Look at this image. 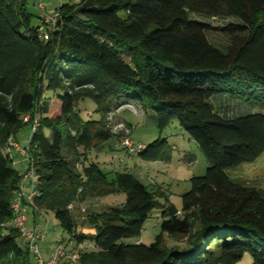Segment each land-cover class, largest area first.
Returning a JSON list of instances; mask_svg holds the SVG:
<instances>
[{"label":"trees","instance_id":"obj_1","mask_svg":"<svg viewBox=\"0 0 264 264\" xmlns=\"http://www.w3.org/2000/svg\"><path fill=\"white\" fill-rule=\"evenodd\" d=\"M27 2L0 0V264H34L12 226L21 175L7 145L34 120L33 204L53 213L77 244L92 245L76 264H237L245 252L251 264H264V190L227 174L264 154V0H79L46 7L59 14L48 40ZM191 14L239 23L216 28ZM211 31L229 36L227 53L209 43ZM217 95L251 111L213 107ZM85 99L97 119L80 116ZM136 101L153 110L160 129L177 121L210 163L190 179L179 210L160 204L131 173L109 179L97 162L85 165L89 152L114 137L108 110ZM165 142L144 145L138 157L159 160ZM117 193L125 195L122 204L88 216L94 234L76 231L74 209ZM155 209L161 224L154 241L126 244Z\"/></svg>","mask_w":264,"mask_h":264},{"label":"rangeland","instance_id":"obj_2","mask_svg":"<svg viewBox=\"0 0 264 264\" xmlns=\"http://www.w3.org/2000/svg\"><path fill=\"white\" fill-rule=\"evenodd\" d=\"M33 0H28L27 9L33 15L37 11L33 5ZM65 3L77 4L79 0H44L46 7L54 9ZM190 18L200 21L213 27L225 26L228 23L238 24L239 21L235 18H210L203 15L191 14ZM33 24L39 23L37 17L32 20ZM209 43L227 53L230 38L222 32L211 31L206 34ZM228 95H217L209 100L213 107L234 108L238 113H247L251 109L242 101L231 100L229 97H221ZM80 116L82 119H97L99 114L95 112V104L85 99L79 103ZM254 111H260L255 109ZM106 122L108 123L114 137L107 142L101 149L92 150L88 153L87 165L90 161L97 162L100 168L108 174L111 179L115 173L128 172L134 175L141 181L148 190L156 194V200L164 205L165 202L175 206L178 209L182 207L181 196L190 189V179L205 174V170L210 164L199 151L196 143L190 139L187 133L180 127L177 121H172L164 128L160 129L156 125L154 112L151 108L143 107L139 102H130L128 105L120 109H110L106 113ZM126 129L130 132V138L135 143L148 145L156 139H165L164 146L166 149L159 160L146 161L140 157H131L127 155L121 145L123 137L126 136ZM31 134L30 126H24L16 135L18 144L21 147L28 146V138ZM112 148L111 150L108 149ZM14 152L13 150L11 151ZM80 153L82 150L79 151ZM11 155V154H10ZM14 155V154H13ZM83 157L81 156V159ZM80 159V161H81ZM11 166L17 170L22 176V170H26V165L17 162H11ZM24 173V172H23ZM228 177L235 183L249 188L264 190V154H262L253 163H244L236 168L227 171ZM29 188V186H28ZM125 200L124 193L112 194L86 202L84 212L75 210L73 212L76 218L78 233L90 234L87 228V218L91 214H101L106 212L110 207H117ZM53 213L41 212V218L44 217L42 223L45 227L46 243L52 245L54 242H68L71 239L70 235L60 226V224L52 219ZM181 216V215H180ZM29 219V216H28ZM46 220H53L46 224ZM41 223V224H42ZM161 216L160 209L152 211L148 219L143 225V230L140 235L131 239L125 240L128 245H143L148 246L154 238L160 233ZM82 227H87L81 229ZM86 229V230H85ZM94 230V229H93ZM56 231V232H55ZM54 233L56 235H54ZM93 233V232H92ZM21 241L22 238L20 239ZM24 242V241H23ZM166 245H171L172 242L165 239ZM44 244V241L40 244ZM250 253L245 252L243 258L237 264H251Z\"/></svg>","mask_w":264,"mask_h":264},{"label":"built area","instance_id":"obj_3","mask_svg":"<svg viewBox=\"0 0 264 264\" xmlns=\"http://www.w3.org/2000/svg\"><path fill=\"white\" fill-rule=\"evenodd\" d=\"M34 6L37 11V15L40 21L39 32L41 37L44 40H48V27L51 28L54 26L55 22L59 18V14L48 10L44 4V0H34ZM29 116L25 115L23 122H28ZM37 122L34 120L30 126L31 132L36 129ZM126 131V136L123 137L121 145L125 153L131 157L138 155L140 150L144 148V145L141 143H135L130 138V132L128 129ZM29 141V138H28ZM10 152L13 150L17 153L20 159L25 163L26 170L21 176L20 188L16 192L15 198L12 201L11 209L13 212L12 226L19 230L21 237L23 238L29 255L33 260L34 264H61L63 261L76 264L80 258V252L83 251L84 246L82 244L72 245L65 244L64 242L58 243L44 258L41 254L40 244L45 239V233L42 230L40 221L35 223L31 230L26 228L27 216L26 211L24 210L23 203H25L37 216V208L33 204V197L35 195V175L33 169V158L30 155L29 147H21L14 138H10L7 142ZM28 184L29 193L25 196L23 193L24 184ZM70 210H73V206L68 207ZM82 212L85 211L84 208L81 209Z\"/></svg>","mask_w":264,"mask_h":264},{"label":"crops","instance_id":"obj_4","mask_svg":"<svg viewBox=\"0 0 264 264\" xmlns=\"http://www.w3.org/2000/svg\"><path fill=\"white\" fill-rule=\"evenodd\" d=\"M30 137V136H29ZM16 141H17V138L15 137L14 138ZM18 142V141H17ZM108 149L109 150H111L112 148H109L108 147ZM11 155V159H12V162L14 163V162H16V160H17V162L18 163H20V164H24L25 165V163L20 159V157L17 155V153L16 152H11L10 153ZM14 154V155H13ZM23 172H24V170H22V174H23ZM23 193L25 194V196L26 195H28V193H29V188H28V184H24V186H23ZM23 208H24V210L26 211V216H27V223H26V228L28 229V230H31L32 228H33V226H34V224L35 223H38L39 221H40V223H42V221H43V219H44V217H40V219H39V216H36V215H34L33 214V212H32V210L29 208V206H27L25 203H23V206H22ZM178 209V208H177ZM75 210H78V211H80V212H82L81 210H79V209H74L73 210V212L75 211ZM179 210V209H178ZM39 215H40V213H39ZM28 216H29V219H28ZM41 216V215H40ZM52 219H54L55 220V218H54V215L52 214ZM76 219V218H75ZM52 221V225H53V220H46V224H49V222H51ZM41 227H42V230L44 231V229H46V227L48 228V225L45 227V225H43V223L41 224ZM84 228H87V227H82L81 229H84ZM79 227H77V229H76V231L78 232L79 230ZM86 230V229H85ZM87 230L89 231V233H90V235L91 234H94V230L92 229V228H87ZM56 232V231H55ZM93 232V233H92ZM57 234V233H56ZM55 233H54V235H56ZM87 235H89V234H87ZM62 242V241H61ZM45 243H46V234H45V239H44V244L42 245V247L40 246V250H41V254H42V256L44 257V258H46L47 257V255L49 254V252L58 244V243H60V242H54V243H52V245H49V244H47V245H45ZM65 244H72V245H77V242H75L74 240H70V241H68V242H64ZM83 246H84V248H92V245L91 244H89V243H87V242H84L83 244H82ZM84 250V249H83ZM32 259V258H31ZM61 264H72V263H69V262H65V261H63Z\"/></svg>","mask_w":264,"mask_h":264}]
</instances>
